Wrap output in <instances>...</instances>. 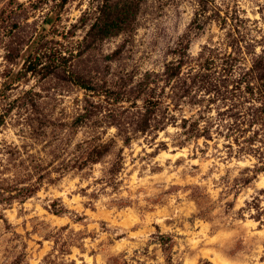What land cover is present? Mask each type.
Returning <instances> with one entry per match:
<instances>
[{"label": "clouds", "instance_id": "obj_1", "mask_svg": "<svg viewBox=\"0 0 264 264\" xmlns=\"http://www.w3.org/2000/svg\"><path fill=\"white\" fill-rule=\"evenodd\" d=\"M0 264H264V0H0Z\"/></svg>", "mask_w": 264, "mask_h": 264}, {"label": "rangeland", "instance_id": "obj_2", "mask_svg": "<svg viewBox=\"0 0 264 264\" xmlns=\"http://www.w3.org/2000/svg\"><path fill=\"white\" fill-rule=\"evenodd\" d=\"M67 5H68V1L66 3H64L62 1V7H67ZM19 7L22 8L23 6L21 5ZM77 7H78V5H77ZM18 11L19 10H17V12ZM13 15L15 16V19H13V21H12V28H14V29L22 27L24 25V23H25V20H29V21L31 20L30 16H27L26 14H24L22 12H20L19 14L14 12ZM225 16H227L226 13H225ZM57 19H61L62 20L61 17H58ZM69 19H72V17H69ZM229 20H232L234 25L239 22L234 17H228L227 19H222L221 23L222 24H227L229 22ZM44 26H45L46 30L48 28L53 27L54 25H53L52 19H45ZM70 30L71 29H69V31ZM228 56L230 57L231 53H229ZM215 63H216V57L214 55H210L207 58L203 59L201 61V64H200V67H201L202 71L199 73V75L196 77V79L197 80H199V79L207 80L210 77V75L212 74L213 65H215ZM228 63H229V59L228 58H224V64L227 65ZM182 67L183 66H181V70H182ZM170 71L173 72L172 78L174 79L175 78L174 69H170ZM228 90L231 91L233 94H235V92H237V91H246V92L249 93V95H255L259 91V89L254 88L253 85L247 81V79L241 80L240 82L231 85ZM161 91H163V90H161ZM215 104H216V98L215 97H209V106H213ZM238 107H239L238 105H235L232 108H228L225 112L222 113L223 116L230 117L233 120V123L235 125H237V126L244 124V121L240 118V113L235 110ZM185 126L187 127L189 125H187V123L185 122ZM251 127L252 126L249 124L247 126V128L244 129V131H247L248 128H251ZM236 130L238 131L239 127H237ZM228 131L232 132L233 129L229 128ZM256 135H259V133L257 132ZM208 138L209 139L212 138L211 134L209 135ZM237 142L238 141L234 140V143H237ZM43 178L44 177L41 176V179H43ZM257 200H259V197H257ZM252 204H253V207H258L259 206L257 204V201H253ZM54 214H56L55 211H54Z\"/></svg>", "mask_w": 264, "mask_h": 264}, {"label": "trees", "instance_id": "obj_3", "mask_svg": "<svg viewBox=\"0 0 264 264\" xmlns=\"http://www.w3.org/2000/svg\"><path fill=\"white\" fill-rule=\"evenodd\" d=\"M64 3H66L68 0H62ZM124 14L123 13H117L112 21V23H117L120 20L123 19Z\"/></svg>", "mask_w": 264, "mask_h": 264}]
</instances>
